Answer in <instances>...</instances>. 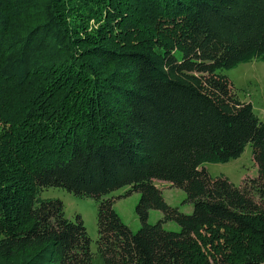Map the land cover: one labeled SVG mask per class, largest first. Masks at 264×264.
<instances>
[{
  "label": "trees",
  "instance_id": "obj_1",
  "mask_svg": "<svg viewBox=\"0 0 264 264\" xmlns=\"http://www.w3.org/2000/svg\"><path fill=\"white\" fill-rule=\"evenodd\" d=\"M256 60L264 0H0V264H264V119L223 73ZM246 144L256 177L206 172ZM51 187L97 202L95 251Z\"/></svg>",
  "mask_w": 264,
  "mask_h": 264
},
{
  "label": "rangeland",
  "instance_id": "obj_2",
  "mask_svg": "<svg viewBox=\"0 0 264 264\" xmlns=\"http://www.w3.org/2000/svg\"><path fill=\"white\" fill-rule=\"evenodd\" d=\"M229 82H232L236 95L240 101L249 102L257 118L264 119V62L248 61L242 62L229 70L223 71ZM244 151L236 158L228 162L204 164L206 172L210 176H226L235 186H239L247 177L257 176V166L252 160V148L246 144ZM154 185L162 192V196L167 205L176 206L183 213H191L192 204L184 202L185 193L179 188L172 187L170 183L154 180ZM127 187L120 188L114 193L106 195L107 198L114 196L113 209L121 221L129 227L132 232H136L141 223L135 212V205L139 199L137 192L125 195ZM42 198H53L61 200L63 203L64 216L75 221L77 215L80 216L85 226L86 232L91 240V251L96 250L97 233V202L88 197L74 196L72 193L62 188L51 187L44 190ZM161 217L158 210H149L147 221L154 223ZM165 230L178 231L179 227L173 221L163 225ZM203 234L205 232L203 231Z\"/></svg>",
  "mask_w": 264,
  "mask_h": 264
}]
</instances>
